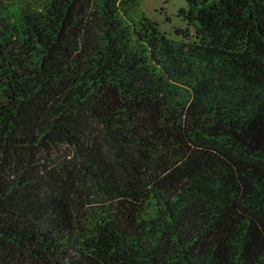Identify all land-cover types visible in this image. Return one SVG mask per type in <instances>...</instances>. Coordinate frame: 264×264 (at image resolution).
Segmentation results:
<instances>
[{"label":"trees","instance_id":"obj_1","mask_svg":"<svg viewBox=\"0 0 264 264\" xmlns=\"http://www.w3.org/2000/svg\"><path fill=\"white\" fill-rule=\"evenodd\" d=\"M141 1L0 0V264H264V0Z\"/></svg>","mask_w":264,"mask_h":264},{"label":"rangeland","instance_id":"obj_2","mask_svg":"<svg viewBox=\"0 0 264 264\" xmlns=\"http://www.w3.org/2000/svg\"><path fill=\"white\" fill-rule=\"evenodd\" d=\"M185 5L186 0H142L140 4L146 16L155 20L158 27L169 37H176L174 26L184 25V21L176 15V11Z\"/></svg>","mask_w":264,"mask_h":264}]
</instances>
